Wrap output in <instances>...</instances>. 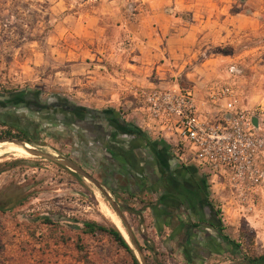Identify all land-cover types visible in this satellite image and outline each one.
Returning a JSON list of instances; mask_svg holds the SVG:
<instances>
[{"label":"rangeland","instance_id":"obj_1","mask_svg":"<svg viewBox=\"0 0 264 264\" xmlns=\"http://www.w3.org/2000/svg\"><path fill=\"white\" fill-rule=\"evenodd\" d=\"M4 1L0 5V99L21 90L35 92L40 101L58 96L78 107L110 111L137 127L132 121L136 119L134 108L139 102L132 91L125 97L123 92L115 95V79L110 77L86 82L87 65L82 60L88 61V58L80 54L85 49L77 39H127L139 23L140 9L144 11L142 0ZM225 3L228 14L236 18L217 27L216 31L211 24H203L201 32L192 38L203 40L182 50L174 73L167 74L163 80L165 85L175 80L173 87H188L200 97L211 82H231L238 90L243 107L258 104L264 107V0H226ZM206 15L204 12L203 16ZM179 17L188 20L186 14ZM88 19L96 21L100 28L93 29L88 37L76 36L75 32L78 33L81 24ZM122 22H126L125 28L117 27ZM87 46L92 50L98 47L106 55L112 52V47L105 42H99L97 47L95 44ZM207 51L222 54V57L212 55L211 59H217L205 61L201 53ZM147 86L162 87L164 83ZM127 99L130 105L124 103ZM35 123L48 126L42 119ZM2 125L0 123V264H131L129 255L107 235L98 231L84 232V224L89 222L105 227L115 225L106 215L109 211L118 219L102 192L79 174L49 159L4 147L12 143L1 142L9 139L3 136ZM47 132L40 129L36 141L25 143L36 151L71 161L97 181L102 191L124 209L122 217L138 245L151 247L152 252L140 250L144 264H153V254L156 263L166 264L169 255L162 245L165 236L158 235L150 220L146 222L139 211L143 206L151 208L153 197L143 192L119 195L115 175H111L114 170H110L106 161L108 151L95 146L92 150H85V146L76 148L65 133L49 135ZM21 149L29 148L24 145ZM82 153L91 164L81 159ZM234 207L230 203L222 205L225 220L222 238L225 237L231 247L221 258L216 261L213 258L210 264H246L244 255L259 256L255 264H264V244H254L252 231L246 228L242 218H254L255 212L245 215ZM139 224L143 232L138 230ZM120 225L123 232L115 226L140 264L121 222ZM177 254L175 263L182 262L180 253Z\"/></svg>","mask_w":264,"mask_h":264},{"label":"crops","instance_id":"obj_2","mask_svg":"<svg viewBox=\"0 0 264 264\" xmlns=\"http://www.w3.org/2000/svg\"><path fill=\"white\" fill-rule=\"evenodd\" d=\"M225 2L226 0H142L145 3L144 11L140 9L137 16L139 23L133 33L126 36L127 39H77L85 49L80 54L88 58V61L81 58L87 65L86 82H99L100 78L110 77L115 79V95L116 92H123L124 97L135 87L163 83L162 87H173L175 80L165 85L163 77L174 73L182 50L203 40L192 39L201 32L203 24H211L216 31L217 27L221 28L225 22L236 18L228 14ZM204 12H207L206 17L203 16ZM181 14L188 15V20L181 19ZM125 24L126 22H122L117 27L125 28ZM95 28L100 27L96 21L88 19L81 24L75 35L88 37ZM99 42L109 44L112 47L111 54L106 55L98 50ZM89 44H95L97 48L89 49ZM201 55L205 61L217 59H211L212 55L222 57V54L208 51ZM78 64L82 65L81 62ZM74 66L73 64L71 70ZM94 68H97L98 74ZM194 96L201 116L208 111L215 112L201 104L200 96ZM124 103L130 105L131 101L127 99ZM118 139L123 145L121 144L117 154V172L122 174L127 171L135 179H144L141 184L132 182L131 186L118 183L115 189L119 195H125L126 191L136 195L142 188L141 192L153 197V206L140 207L139 211L146 222L150 220L158 235L165 236L162 245L170 259L166 264H210L214 259L216 261L221 258L231 247L222 238L225 231L224 224L221 223L223 213L216 202L217 198L224 196L220 188L223 173L206 177L195 158L186 156L188 149H182L187 152L177 158L171 143L149 140L143 136L140 139ZM184 144L186 143H182L183 147ZM258 161L264 168V154L259 155ZM262 185L261 203L254 218L242 217L246 228L252 231L250 234L254 237L255 245L264 244V180ZM177 253H180L182 262L175 263Z\"/></svg>","mask_w":264,"mask_h":264},{"label":"built area","instance_id":"obj_3","mask_svg":"<svg viewBox=\"0 0 264 264\" xmlns=\"http://www.w3.org/2000/svg\"><path fill=\"white\" fill-rule=\"evenodd\" d=\"M132 94L139 102L132 122L146 138L171 143L177 158L188 149L186 156L195 158L206 177L223 173L220 188L225 195L216 199L221 213L225 203L245 215L258 209L264 178L258 161L264 154L262 105L243 107L231 82L206 85L200 102L215 112L203 116L188 87L140 86ZM143 229L139 224L138 230Z\"/></svg>","mask_w":264,"mask_h":264},{"label":"flooded vegetation","instance_id":"obj_4","mask_svg":"<svg viewBox=\"0 0 264 264\" xmlns=\"http://www.w3.org/2000/svg\"><path fill=\"white\" fill-rule=\"evenodd\" d=\"M35 118L37 122L38 119L44 120L48 126L41 127L39 123L37 125ZM0 123L3 124L2 132L8 131L15 136L14 138L29 144L37 140L36 133L41 129L48 131L49 135L51 132L65 133L76 148L83 149L85 146V150H92L95 146V148L104 149L110 154L106 161L110 170H114L111 175H115V179L113 178L115 185L121 183L131 186L132 182L140 184L143 182V177L135 179L127 171L119 174L116 170L117 154L122 144L118 137L140 139L141 136L133 131L129 123L120 120L110 111L78 107L58 96L40 101L35 92L21 90L8 93L5 99H0ZM102 124L107 128H104ZM81 159L92 163L83 153ZM141 191L142 188L138 190V193ZM125 195L129 196L131 193L126 191Z\"/></svg>","mask_w":264,"mask_h":264},{"label":"water","instance_id":"obj_5","mask_svg":"<svg viewBox=\"0 0 264 264\" xmlns=\"http://www.w3.org/2000/svg\"><path fill=\"white\" fill-rule=\"evenodd\" d=\"M1 142H9V143H12L14 145H17L19 147H23L26 143L25 142H22V141H15V140H11V139H6V140H2ZM30 155H33V156H36V157H41V158H44V159H49L50 161L58 164V165H61L63 166L64 168L74 172V173H77L79 174L82 178L88 180L90 183H92L95 187H97L101 192L102 194L106 197L109 205L111 206V208L113 209V211L115 212V214L117 215L118 219L120 220L122 226L124 227V230H125V234L129 240V242L131 243V245L134 247L138 257H139V262L140 264H144V261L141 257V253H140V250L136 244V241L128 227V225L125 223L123 217H122V214L124 213V209H122L121 207H119V205L112 201L103 191H102V188H101V185L99 183H97V181H95L92 177H90L87 173L83 172L78 166H76L74 163H72L71 161L69 160H66V159H62V158H56V157H53L52 155H49L47 153H44V152H39V151H36L35 149H33L32 147L30 149H25ZM124 239V238H123ZM125 241V239H124ZM126 242V241H125ZM127 244V242H126ZM128 245V244H127Z\"/></svg>","mask_w":264,"mask_h":264},{"label":"trees","instance_id":"obj_6","mask_svg":"<svg viewBox=\"0 0 264 264\" xmlns=\"http://www.w3.org/2000/svg\"><path fill=\"white\" fill-rule=\"evenodd\" d=\"M5 3V1H1L0 0V5ZM132 129L133 131L138 135V136H143L145 137V135L135 126H132ZM3 136H6V137H9V138H14L15 136L11 133H9L8 131L7 132H2ZM1 209V208H0ZM48 222V221H47ZM95 231H98V232H101V233H104L105 235H107L119 248H121L122 250H124L130 257V261H131V264H138V261L136 260V258L134 257L131 249L128 247V245L126 244V242L124 241V237L123 235L121 234V232L119 231V229L115 226V225H110L108 227H105V226H101V225H98L94 222H89V223H86L84 224V232L85 233H93ZM124 238V239H123ZM225 239V237H224ZM139 250L143 251V250H147L149 252H152V249L151 247H148V246H140L138 245V243L136 242ZM236 247H238L237 244H234ZM144 258L146 260L147 256L144 255ZM154 257V258H153ZM153 260H155L153 262V264H162L160 262H157L156 263V258H155V255L153 254L152 256ZM243 260L245 261L246 264H255L261 257H246L245 255L242 257Z\"/></svg>","mask_w":264,"mask_h":264},{"label":"bare ground","instance_id":"obj_7","mask_svg":"<svg viewBox=\"0 0 264 264\" xmlns=\"http://www.w3.org/2000/svg\"><path fill=\"white\" fill-rule=\"evenodd\" d=\"M25 146L26 147H28L29 149L31 148V146H29L28 144H25ZM4 147H7V148H9V149H13V150H15V151H18L19 153L21 152L22 154L23 153H25V154H29L25 149L24 150H22L21 148L22 147H19V146H17V145H14V144H8V145H6V146H4ZM6 148V149H7ZM9 151V150H8ZM7 152V151H6ZM107 217L108 218H110L114 223H115V225L119 228V229H121L122 230V227H121V225H120V222L118 221V219L113 215V213H111L110 211L109 212H107ZM122 232H123V230H122Z\"/></svg>","mask_w":264,"mask_h":264}]
</instances>
